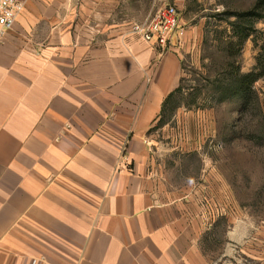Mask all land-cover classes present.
I'll return each mask as SVG.
<instances>
[{
  "label": "crops",
  "instance_id": "1",
  "mask_svg": "<svg viewBox=\"0 0 264 264\" xmlns=\"http://www.w3.org/2000/svg\"><path fill=\"white\" fill-rule=\"evenodd\" d=\"M22 1L0 45V264H214L206 236L238 220L228 160L199 153L184 187L161 172L149 132L182 58L130 33L153 14Z\"/></svg>",
  "mask_w": 264,
  "mask_h": 264
},
{
  "label": "rangeland",
  "instance_id": "2",
  "mask_svg": "<svg viewBox=\"0 0 264 264\" xmlns=\"http://www.w3.org/2000/svg\"><path fill=\"white\" fill-rule=\"evenodd\" d=\"M263 1L133 0L134 14L155 15L175 6L184 32L182 44L176 45L182 90L168 104L166 123L149 132L161 172L174 186L184 187L201 183L199 153L228 160L236 201L228 212L238 220L223 219L206 236L203 249L214 264H258L252 250L264 245V76L252 85L248 101L240 85L243 75L261 72ZM250 10L262 18L239 20L235 15ZM251 27L255 33L241 44L239 35Z\"/></svg>",
  "mask_w": 264,
  "mask_h": 264
},
{
  "label": "built area",
  "instance_id": "3",
  "mask_svg": "<svg viewBox=\"0 0 264 264\" xmlns=\"http://www.w3.org/2000/svg\"><path fill=\"white\" fill-rule=\"evenodd\" d=\"M24 8L22 0H0V45L13 29ZM130 33L153 44L162 52L175 50L182 44L184 35L178 10L171 5L160 9L144 22L131 24Z\"/></svg>",
  "mask_w": 264,
  "mask_h": 264
},
{
  "label": "trees",
  "instance_id": "4",
  "mask_svg": "<svg viewBox=\"0 0 264 264\" xmlns=\"http://www.w3.org/2000/svg\"><path fill=\"white\" fill-rule=\"evenodd\" d=\"M260 5H264V1L263 3H260ZM236 17L239 19V20H248V19H251V18H262V14L260 12H258L257 10H250V11H244V12H239L237 14H235ZM252 33H255V30L253 27H251V30L250 32H247L245 34H241L239 35V40H240V43L243 44L248 38H250V36L252 35ZM260 54L258 56V59H257V62H258V67L260 66V69H261V72L259 73H256L255 71L254 72H251L249 74H246V75H243L242 78H241V82H240V85L241 87H243V95H244V98L246 101L249 100V97H251V94L253 93L252 91V85L260 78V77H263L264 76V34H263V38H262V44L260 46ZM181 84L180 86L178 87V89H176V91H174L173 93H171L165 100L164 104H163V107H162V112L160 114V117H159V121H158V125L155 126L154 128H152L150 130V132L152 130H154L156 127H161L163 126L166 121H165V113L167 111V107H168V104L171 102V100L173 99V97L177 94V93H180L181 92Z\"/></svg>",
  "mask_w": 264,
  "mask_h": 264
}]
</instances>
